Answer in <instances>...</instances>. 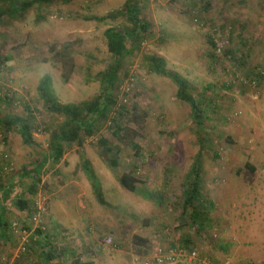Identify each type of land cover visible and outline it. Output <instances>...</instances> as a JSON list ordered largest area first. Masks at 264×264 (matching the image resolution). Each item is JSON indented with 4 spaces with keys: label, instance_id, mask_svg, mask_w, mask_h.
Returning <instances> with one entry per match:
<instances>
[{
    "label": "rangeland",
    "instance_id": "obj_1",
    "mask_svg": "<svg viewBox=\"0 0 264 264\" xmlns=\"http://www.w3.org/2000/svg\"><path fill=\"white\" fill-rule=\"evenodd\" d=\"M125 1H55L36 4L23 17L2 18L0 118L26 116V105L35 115L32 144L17 130L5 131L0 125V185L15 183L7 206H13L12 199L23 195L31 182L27 175L19 179L24 170L46 157L38 171L37 192L24 195L31 205L46 207L41 229L57 246L56 262L157 264L158 247L188 241L200 257L166 264H264V73L257 82L248 78L256 70L264 72V0H139L151 33L140 50L123 61L114 91L115 111L125 106L130 113H125L124 125L139 132V154L118 139L111 122H104L80 144L71 143L58 163L49 158L51 136L64 116L46 108L39 82L50 75L63 102L99 94L102 71L113 61L105 30L123 29L125 21L91 16H106ZM218 27L234 57H212L209 39ZM224 44L219 40L217 45ZM149 54L163 56L168 69L184 76L193 94L208 103L203 148L190 106L177 97L178 87L170 77L147 68ZM134 105L145 113L141 126L131 117ZM100 138L121 148L118 166L111 167ZM83 156L93 161L108 205L83 185ZM197 158L203 165L202 195L208 200L203 205L212 218L205 230H196L183 210L184 181ZM129 170L139 180L137 192L119 182ZM28 214L16 220L31 229ZM36 235L34 230L30 243ZM42 238L48 244V238ZM16 242L17 237L15 243L0 242L2 263L1 258L12 261L8 258Z\"/></svg>",
    "mask_w": 264,
    "mask_h": 264
},
{
    "label": "trees",
    "instance_id": "obj_2",
    "mask_svg": "<svg viewBox=\"0 0 264 264\" xmlns=\"http://www.w3.org/2000/svg\"><path fill=\"white\" fill-rule=\"evenodd\" d=\"M55 1L71 2L72 0H0V22L5 15L10 19L23 17L34 5H49ZM141 11L139 0H126L121 9L110 12L106 16H91L92 19L99 21H103L106 18L118 19L119 17H122L125 21L123 29H120V27L117 26H112L105 30L108 50L113 56V61L104 71H102L104 87L101 92L96 94L92 99L80 102L60 101L53 87L51 76L45 75L41 78L38 85V91L40 97L43 99L44 105L51 112L64 116V121L60 129L52 134L50 140L49 158H51L54 163H58L62 159L66 148L71 143L80 144L85 136H91L98 132L104 122H111L112 126L114 125L113 132L118 139H121L126 143L134 151V154H139L138 150L140 147L135 139L139 132L137 128H127V125H124L123 118L125 113H130L125 106L120 111H115L117 100L114 91L117 87L116 85L119 80V73L122 69L123 61L127 56H131L136 51H139L142 42H144L147 35L151 33V24L143 18ZM210 37L209 43L214 47L213 51L215 53V55L212 53L213 58L222 57L224 53L226 57H234L235 53L232 49H229L227 45L228 40L225 39L227 36L222 34L219 27L211 32ZM219 40L226 44L219 47V45H217ZM145 64L150 71L170 77L177 85V97L190 106L191 117L198 129V135L202 142L201 147L203 148L205 144L203 141L204 138L201 136V131L206 130V121L209 120L208 103L204 98H197L193 94V87L184 76L179 72L168 69L167 61L163 56L149 54L145 56ZM263 73V71L256 70L253 74L254 76H248V78L252 79L251 81L257 82V78L262 77L261 74ZM25 110L27 111L26 116L10 114L0 118V125L5 131L13 129L17 130L26 144H32L34 141L33 133L35 129V115L27 105L25 106ZM131 117L136 125L141 126L145 119V113L139 111L138 106L134 105ZM119 130H121L122 133H120ZM125 130L126 132H124ZM100 145L104 147L105 154L109 155L111 167L118 166L121 148L109 144L106 138H100ZM215 157H218L217 153H215ZM45 159L47 158L45 157L38 162L32 169H25L23 175L20 176L22 179L26 175L29 176L31 182L28 187L25 188L26 192H24L23 195L20 194L19 196H16L15 205L19 209L28 210V213H30L28 216L35 212L37 207H35L34 203L31 205V201L24 194L29 193L34 195L37 192V188L41 181L38 171L44 165ZM200 161V158H197L186 175L183 191V210L184 213H188L193 227L196 230H205L206 227L209 225L211 226L212 218L207 211L208 207L203 205V202H208V200H205L202 195L204 179L203 165H201ZM84 167L88 178L92 183L97 199L100 203L108 205L100 181L88 160H85ZM119 182L124 188L131 192H137L138 189H140L138 186L139 180L135 176L133 170L123 172L119 176ZM13 187L14 186L11 183L0 185L3 199L8 198L11 195ZM209 204L210 206L211 204L214 205L210 200ZM6 225H8V223L0 220L1 229L3 227L5 228ZM36 233L39 236L45 235L48 238V235L45 234L44 230L41 228L36 229ZM1 235L5 236L3 233L0 234V236ZM137 236L138 235H136L135 238ZM47 241H49L50 244H48L49 247L45 250V253L48 255V258L55 259V254L58 252V249L56 248L57 246L54 245L51 238H48ZM139 241L144 243L147 242L145 239H139ZM176 246H181L186 249H195L193 246L189 245L188 241ZM198 256L200 257L199 252ZM78 263L79 262L76 261L73 264Z\"/></svg>",
    "mask_w": 264,
    "mask_h": 264
},
{
    "label": "crops",
    "instance_id": "obj_3",
    "mask_svg": "<svg viewBox=\"0 0 264 264\" xmlns=\"http://www.w3.org/2000/svg\"><path fill=\"white\" fill-rule=\"evenodd\" d=\"M85 160H88L90 162V164H91V166H92V168H93V170L95 172L94 163L91 160V158H89V157L87 158V157L83 156L82 167L84 169L83 174L85 176V180H84L83 185H85V186L88 185L90 187V189H92V191H94L92 183H91L90 179L88 178V175H87L85 167H84ZM95 174L97 175L96 172H95ZM19 179L22 180V178H19ZM82 181H83V179H82ZM74 182H75V185L78 186V185H80L81 181L78 179V180H75ZM7 183L8 184L11 183V184H13V186L15 184L12 181H9ZM7 183H5V184H7ZM90 184H91L92 187L90 186ZM100 184H101V181H100ZM101 187H102V185H101ZM13 191H14V189H13ZM13 191H12V193H13ZM78 196H80V194ZM9 197L3 199L2 192H1V189H0V220H3V222L8 223V225H6L5 228L4 227L2 229L0 228V234H2V233L5 234V236H2V235L0 236V242L1 243H6L9 240V241L15 243L16 237L18 238V242H16L17 243L16 244V248L12 251L13 252L12 257L8 258L9 260H12V261L10 262L6 258H1L2 260H4V263H2L3 261L1 262V260H0V264H12V263H15V261L17 259H19L21 256H22V258L20 260H18L15 264H61V262H56V260L48 258V255L45 253L46 252L45 250L47 249L48 244H50V242L47 241L48 244H46L44 242V239L42 238V236H39L38 234L34 237V240L29 244V247H28L27 251L26 252H22L21 254H18L17 248H18V245H19V237L15 236V234L12 232V230H11V222L13 221V219L14 220L21 219L22 217L25 216V214L27 215L28 213L24 212L26 210L19 209L15 205V197L12 199V203H13L12 205L13 206L8 207L7 205H8ZM46 245H47V247H46ZM12 247L13 246L10 245V250H11ZM66 253H67V251H66ZM5 255L7 256V253ZM63 257L65 258L64 255H63ZM63 257L60 260H63Z\"/></svg>",
    "mask_w": 264,
    "mask_h": 264
},
{
    "label": "built area",
    "instance_id": "obj_4",
    "mask_svg": "<svg viewBox=\"0 0 264 264\" xmlns=\"http://www.w3.org/2000/svg\"><path fill=\"white\" fill-rule=\"evenodd\" d=\"M46 207L43 204H38L35 212L28 217V224L31 229L19 220L11 222L12 232L19 237V245L17 248L18 254L26 252L30 244V235L37 228H41L43 215L46 214ZM104 241L110 243L111 238H105ZM198 257V252L195 249H186L179 246L158 247L154 253V261L157 264H166L177 260L192 261Z\"/></svg>",
    "mask_w": 264,
    "mask_h": 264
}]
</instances>
